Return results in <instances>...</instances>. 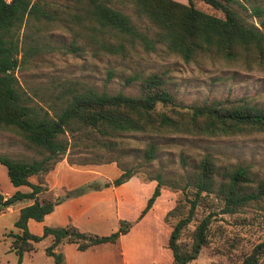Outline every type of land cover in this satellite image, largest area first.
Segmentation results:
<instances>
[{"label":"trees","instance_id":"trees-1","mask_svg":"<svg viewBox=\"0 0 264 264\" xmlns=\"http://www.w3.org/2000/svg\"><path fill=\"white\" fill-rule=\"evenodd\" d=\"M66 1V21L80 25L81 32L76 31L75 36L85 39L94 52L125 57L127 47L154 49L161 45L185 62L209 56L243 63L261 64L264 60V0ZM47 8L46 0H0V127L15 131L38 155L26 161L0 154V164L10 184L30 188L9 195L0 191V212L16 202L31 200L17 210L13 222L17 231L10 232L9 247L16 256V264H20L24 253L33 250L35 242L46 236L50 242L43 248L44 254L52 259V264H62V254L54 251L58 244L73 243L78 250H84L94 244L113 243L132 226V221L121 218L116 229L106 235L81 232L70 223L43 226L39 235L27 230L28 219L40 221L60 201L89 189L117 186L135 175V171L116 159H109L106 162H115L120 170L115 178L65 190L53 199L39 197L46 188L40 182H29L28 177L51 169L69 148L111 151L121 148L124 135L138 134L146 138L138 150L146 164L157 156L160 143L155 137L210 138L264 130V107L227 97L184 102L168 89L159 73L126 76V84L138 85L134 94L65 87L54 96L60 101L58 104L32 101L13 74L21 49L15 32L27 20H42L45 24L55 20L57 16ZM66 50L80 48L71 41ZM140 179L154 180L155 185L138 218L150 208L163 187L182 191L183 199L177 198L163 215L170 228L166 246L172 264H187L207 244L209 213L189 231L187 248L178 242L203 194H212L221 202V212L227 213L264 200V177L254 178L241 165L219 170L207 155L191 168L181 185L166 182L160 173ZM169 218L174 221L169 222ZM260 256H264V234L238 264H256Z\"/></svg>","mask_w":264,"mask_h":264},{"label":"rangeland","instance_id":"rangeland-1","mask_svg":"<svg viewBox=\"0 0 264 264\" xmlns=\"http://www.w3.org/2000/svg\"><path fill=\"white\" fill-rule=\"evenodd\" d=\"M64 3L67 1L46 0L47 10L57 18L47 24L42 20H27L15 32L21 49L16 55L18 65L13 74L32 101L42 104L53 101L58 104L60 101L54 96L65 87H92L99 92L120 91L134 94L138 85L126 84V76L159 73L168 89L184 102L227 97L246 99L250 104L264 107V60L261 64L243 63L209 56L185 62L180 57L166 52L161 45L155 46L154 49L140 45L127 47L128 53L125 57H116L101 51L94 52L85 39L75 36L76 31L81 32V27L66 21L68 15L63 12ZM71 41H74V45L80 50H66ZM124 136L121 148H113L111 151L85 150L80 146L69 148V152L62 154L51 169L58 161L64 159L69 165L88 167L94 171L103 170L108 176L94 175L95 172L86 174L89 180L77 186L91 182L101 184L107 181L106 177L113 179L114 174L120 172L115 162H106L116 159L123 167L135 171L134 176L139 179L160 173L166 182L181 185L191 168L207 155L213 159L219 170L228 165H241L246 167L254 178L264 177V130L210 138L184 135L155 137L160 143L159 150L155 159L146 164L142 163L141 153L138 151L142 148V140L145 137L132 133ZM0 154L26 161L38 157L15 131L2 127ZM80 161L87 163L78 164ZM49 170L40 174H46ZM10 187L5 168L0 164L1 193L11 194ZM58 190V196L65 191L63 188ZM90 190L97 189L87 191ZM162 191L163 194L151 215L163 206L170 209L177 198L183 199L181 190L172 191L163 187ZM44 192V198H54ZM22 202L24 201L10 205L9 209L12 210L5 209L0 212V264H16V256L9 249L10 232L17 231L13 222L17 214L16 207L19 206L17 204L22 205ZM221 206V202L212 194H203L195 207L191 220L182 230L178 242L187 248L189 231L209 213L207 244L202 246L196 258L187 264H238L262 238L264 200L258 205L241 207L233 213L221 212ZM186 208L187 206L185 210ZM129 221H132V224L135 222ZM173 221L169 218V222ZM156 224V221H151L141 226L139 232H132V229L122 238L127 264H172L170 251L166 244L164 246L166 239L160 235L154 239L150 234L155 230ZM116 227L117 225L115 229ZM115 229L109 231L108 226H104L102 231L107 232L106 235ZM45 244L47 243L44 238L35 242L33 250L24 254L20 264H52V259L44 254ZM256 264H264V256H260Z\"/></svg>","mask_w":264,"mask_h":264},{"label":"crops","instance_id":"crops-1","mask_svg":"<svg viewBox=\"0 0 264 264\" xmlns=\"http://www.w3.org/2000/svg\"><path fill=\"white\" fill-rule=\"evenodd\" d=\"M94 172V175H99L101 177L107 175L103 170L94 171L88 169V167L69 165L64 159H61L54 165L53 169L49 170L46 174L30 175L28 180L34 184L40 182L42 186L46 187L44 193H48L50 197H56L60 195L56 193L58 189L63 188L64 190H69L81 184L83 181L89 180L86 174H93ZM119 173L120 172H116L114 177ZM71 176L74 177L70 178ZM91 177L90 175V179ZM110 179L112 178L106 177V180ZM154 185V180L142 181L136 176H131L117 186L101 187L97 190H90L75 197L66 198L54 205L52 210L45 214L40 221L28 219L26 221L27 230L32 234L39 235L41 234L43 226L61 227L70 223L81 232L105 235L107 232L102 231L104 226H108L109 231L113 230L117 225L118 219L127 218L135 221L128 232L125 233L127 234L132 231V229V232H139L141 226L151 221H156L155 230L150 234L154 236V239H156L158 235L166 239L165 242L163 241L165 246L170 228L164 223L163 215L168 207L166 206L165 208L163 206L161 209L159 208L156 210L154 215H151L156 208L158 200L163 194L162 189L152 202L150 208L138 218ZM10 188L9 190H11V193L15 190L22 192L30 190L28 186L14 187L11 185ZM40 196L43 197V192L39 194V197ZM22 201H24L22 205H16L17 210L31 203V200ZM9 208H11V206L7 207L6 210H12ZM125 234L121 235L113 243L105 242L94 244L84 250H78L73 243H61L57 245L54 251L62 254V264H127V254L122 243V238ZM44 239H46L47 244L50 242L49 236L44 237ZM24 254L22 255L21 261L23 260Z\"/></svg>","mask_w":264,"mask_h":264},{"label":"built area","instance_id":"built-area-1","mask_svg":"<svg viewBox=\"0 0 264 264\" xmlns=\"http://www.w3.org/2000/svg\"><path fill=\"white\" fill-rule=\"evenodd\" d=\"M2 1H4L5 3H8V2H10L11 0H2Z\"/></svg>","mask_w":264,"mask_h":264}]
</instances>
